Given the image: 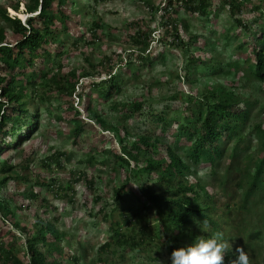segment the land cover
<instances>
[{
	"label": "trees",
	"instance_id": "trees-1",
	"mask_svg": "<svg viewBox=\"0 0 264 264\" xmlns=\"http://www.w3.org/2000/svg\"><path fill=\"white\" fill-rule=\"evenodd\" d=\"M10 8L18 14L20 3ZM25 9L20 13L26 15L23 21L0 7V264H84L88 257L83 246L75 248L70 232L58 228L63 216L51 198V193L57 199L67 197L54 193L60 178L52 169L64 170L58 156L67 154L41 159L37 171L34 148L23 164L12 165L13 153L40 126L38 101L51 102L53 94L61 109L72 112L73 144L88 151L83 162L108 165L121 176L112 190L111 210H99L109 236L90 264H128L130 256L151 264L163 259V250L171 254L216 232L229 244L225 264L236 256L237 247L253 255L255 241L264 240V101L252 98L249 90L264 94V0H167L156 43L154 22L135 20L137 31L131 37L139 49L105 55L97 64L87 60L91 72L83 77L91 78L80 85L74 68L64 71L69 49L100 39L103 23L80 22L77 0H30ZM180 9L200 20L201 32L189 30ZM225 11L231 26L218 35L212 24ZM239 29L247 39L236 45L238 58L222 63L219 55L240 38ZM168 47L182 53V68L173 77L166 74L199 86L192 95L174 91L166 97L181 101L182 108L165 105L156 110L145 96L122 98L133 77L165 62ZM224 76V83L216 86L217 77ZM163 78L164 73L151 79V88ZM73 96L81 101L77 109ZM97 104L121 113L116 125L106 121ZM138 117L152 124L150 133H131L122 123ZM83 136H93L99 144L86 150ZM200 165L208 166L203 176ZM69 172L68 189L72 182L84 181L95 194L94 202L107 199L97 194L93 176ZM46 192L50 195L44 196ZM33 206L46 218L35 214V226L16 218L14 207L22 211ZM255 208L256 228L251 230L246 218L236 223L238 211ZM154 246L162 250L158 253Z\"/></svg>",
	"mask_w": 264,
	"mask_h": 264
},
{
	"label": "rangeland",
	"instance_id": "rangeland-1",
	"mask_svg": "<svg viewBox=\"0 0 264 264\" xmlns=\"http://www.w3.org/2000/svg\"><path fill=\"white\" fill-rule=\"evenodd\" d=\"M22 1L23 0H0V7L7 8L10 15L16 16L17 13L12 10L10 6L19 2L20 9L18 14L23 13L26 10V4L30 0H24V3ZM166 1L167 0H77L82 14L80 22L87 24V22L91 23L94 20H100L104 27L101 28V32H99L101 38H97V41L91 43V45H86L82 41L78 48L71 47L69 49V61L64 71L67 73L74 68L73 72H76L77 77L80 78L79 85L81 82L85 84L88 78H91L83 77L84 74L91 72L87 60H92L95 64H97L103 56L110 55L114 52L122 55L134 50L137 51L139 48L133 43L131 37L136 33L137 28L133 27L132 23L141 18L144 19L146 24H149L152 21L154 22V32L152 33V37L156 43L158 41L157 34L160 30H162L160 25L162 14L161 8ZM158 5L161 7L157 9V11L151 10L150 7L156 8ZM179 12V16H181V18L185 17L188 19L191 24V28L189 29L191 32L197 30L199 32L202 31V23L196 16L185 15L186 13L183 9H180ZM20 16L22 19L26 18V15ZM213 25L215 30L218 32V35L223 34L228 27L231 26V19L228 17L227 12L225 11L220 17H218L212 26ZM259 25L256 26L257 29H259ZM81 27L85 28L82 25ZM82 28L79 29L83 31ZM88 28H90V26ZM238 31L240 33V38L232 41V45L228 46L223 53L219 55V61L222 63L238 58L235 51L236 45L247 39L246 33L241 32V29ZM204 32L209 34L207 30ZM169 38L170 39L168 41L173 40V37ZM155 43H151L149 49L154 46ZM165 55L166 59L164 63L156 64L154 65V68L151 67L143 70L140 76H137L136 78L133 77L132 82H129L127 87L124 89V95L122 98L145 96L151 103H153V108L156 110H162L165 105L178 106L182 108L184 104L181 101L179 102L178 100L167 99L166 97H170L174 91L185 92L186 94L192 95L193 93H191V91L196 90L199 86H190L186 81L182 80L179 82L170 78L166 72L171 74V77H173L172 75H176V73L180 72L182 68V53H177L173 51L172 48L168 47ZM125 57L126 56L123 58ZM117 70L118 69L115 67L114 73ZM162 73H164L165 76V78L162 79L163 83H161V85H155L151 88L152 85H150L149 81L151 82V79L154 80V78H157V75ZM241 77V74L237 76V85H241L239 83ZM217 78V81H215L216 86L223 84L224 80H226L224 79L225 76ZM255 90V88L249 90V94L252 98H260L261 102L264 101V94L257 93V90ZM78 92L79 91H77V93ZM54 96L55 94L51 95V102L42 103L38 101V105H36V107L39 108L41 115L40 126L36 133L30 135V137H28V139L13 153L12 165L17 167L20 166V164H23L26 156H28L30 151L34 148L36 149V153L35 157H33V161L37 171L42 169L40 164L41 159L49 157L53 154L57 156L63 153L67 154V157L64 156V154L62 156H58L61 157L60 160L64 170L55 166L52 168L55 171V176L60 178V180L57 181L58 183L53 187L54 193H58L62 196L66 194L67 197L57 199L54 196L56 194L51 193V198L52 200H55L56 205L59 206L58 208L61 216H63L58 223V228L71 233L73 242L76 244L75 248L83 246L86 249L88 257L87 259L85 258L86 260L84 261V264H90L91 262L97 261L98 249L109 236V226L101 218L104 214L99 213V210H111L108 204L111 203L110 199L112 196V190L114 186L120 183L121 176L117 175L118 172L116 173L115 170L110 169L108 165H92L83 162L85 161L84 156H87L86 153L88 151H81L73 144V139L70 135L72 123H69L70 119H68V116L72 114V112L67 113L61 109L62 105L60 101L53 99ZM73 97L75 99L74 108L77 109L80 106L81 101L75 98V96ZM95 106L98 111H103L102 113L108 123L116 125L120 120L121 113L115 109H111L110 105L100 104L99 106V104H97ZM83 116H85V113ZM143 121V118L140 119L138 117L126 122L122 120V123L128 127L131 133H150L152 124L150 122L143 123ZM81 144L87 150L89 147L90 149L94 148L99 144V141H96L93 136H83L81 138ZM189 144L190 143L188 142L186 145ZM254 144H257V140L254 141ZM98 159H100L99 156ZM192 167H194V165ZM207 167V165H200L197 167L200 175L208 172ZM71 170L77 172L78 174L86 172L88 179L93 176L96 180L94 188L97 190V194H102L103 196L105 195L107 199H103L99 203L94 202L93 197L95 194L89 192V189H87V185L84 181H80L79 183L72 182V189H68L66 185L71 179L69 174V171ZM59 186L63 189H59ZM48 195H50L48 192L44 193V196ZM14 208L16 209V218L20 219L23 223V220H26V223L30 226H35V221L36 223L38 222L36 215L41 217V219H43V217L46 218V216L42 217V209L39 207L33 206L32 209H23L22 211L18 210L17 207ZM257 212L259 213L256 208L251 213L238 211L237 213L239 215L236 218V223L239 220L246 218L249 223V227L253 230V228H256L258 224L257 219L253 218V216H256ZM48 216V219H53L55 215L54 213H49ZM153 216L154 215L150 216L151 223L154 222ZM15 232H17L16 229ZM232 232L234 231H231V233ZM255 243L256 246L254 254L249 255L248 253L249 258H251L250 264H264V240L259 242L255 241ZM154 247V251L157 250L158 253L159 250H162L161 247ZM162 252L163 259L158 257L159 261L152 262L151 264H161V262L162 264H165L170 261V252L165 250ZM132 258V256L128 258V264H148L147 262L144 263L142 261V257L140 256H137L134 259ZM110 264L116 263L111 262ZM169 264H171V262H169Z\"/></svg>",
	"mask_w": 264,
	"mask_h": 264
},
{
	"label": "clouds",
	"instance_id": "clouds-1",
	"mask_svg": "<svg viewBox=\"0 0 264 264\" xmlns=\"http://www.w3.org/2000/svg\"><path fill=\"white\" fill-rule=\"evenodd\" d=\"M20 15L24 14H16V16ZM204 223L207 225V221ZM228 248L229 244L223 240V234L216 232L210 238L202 237L187 247L174 249L169 260L171 264H225ZM235 252L236 256L229 261V264H250V258L243 247H237Z\"/></svg>",
	"mask_w": 264,
	"mask_h": 264
},
{
	"label": "bare ground",
	"instance_id": "bare-ground-1",
	"mask_svg": "<svg viewBox=\"0 0 264 264\" xmlns=\"http://www.w3.org/2000/svg\"><path fill=\"white\" fill-rule=\"evenodd\" d=\"M23 16V15H22ZM21 18V16H19Z\"/></svg>",
	"mask_w": 264,
	"mask_h": 264
}]
</instances>
